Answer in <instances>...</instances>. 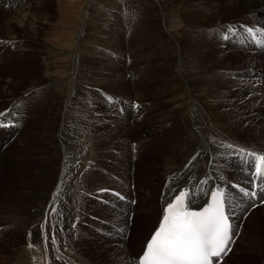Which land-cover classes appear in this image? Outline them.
<instances>
[{"label":"rangeland","instance_id":"1","mask_svg":"<svg viewBox=\"0 0 264 264\" xmlns=\"http://www.w3.org/2000/svg\"><path fill=\"white\" fill-rule=\"evenodd\" d=\"M37 1L0 0V5L4 13L11 14V6L31 2L36 4ZM233 2L166 0L164 6L162 3L160 5V0H41L29 9L34 18L35 15L42 17L36 23L35 35L45 39L43 42H23L27 46L24 51L19 52L17 58L15 56L0 71V110L9 101L8 94L16 97L32 83H45L51 73L50 80L53 83L48 92L43 86H39L37 91L26 92L17 107L5 109L8 118H0V122L7 125L5 130L8 132L0 129V137L8 141L9 146L11 144L9 152L0 162V168L4 166L6 170L18 171L16 175L3 172L0 183L10 193L14 190L21 192V184L27 183L35 175V179L42 178L44 187L43 191L35 187V202L24 207L9 204L10 196L9 200L0 196V264H24L20 257L26 251L30 252L27 254L28 264H45L40 251V239L45 226L41 233L38 232L37 214L43 211L41 215L45 221V211L51 206L47 203L52 200L61 201L57 206L58 214L54 216L61 234H65L76 216L81 217L83 224L74 225L77 234L68 231L66 235L75 245H81V238H88V226L97 230L98 235L94 240L123 244L124 239L130 237L131 226L124 232L119 230L123 228L122 225H112L115 224L113 220L122 223V219L128 218L132 224L136 216L145 215L143 208L150 207L148 214L151 227L146 235L143 234L138 243L124 245V248L128 246L126 254L129 250L125 261L135 264L133 257L138 256L142 244L157 223L160 204L156 205L155 202L160 184L163 185V177H160V183L156 181L153 185L154 197L150 202L139 205L133 200L145 183L149 184L147 177H151L146 168L149 161L143 157V152L151 137L162 135L163 130L176 120L178 112L173 109L174 104L186 90L192 96H197L190 100L200 113H206V120L202 119L201 123L214 136L215 142L220 140L226 146L233 142L237 148L264 150V114L261 113L264 112V58L245 54L250 43L244 37L249 35L248 28L264 29V6L252 0L251 8L246 11L228 15L227 11L223 12L226 18L222 19L221 25L205 22L208 15L217 17L220 6ZM239 2L244 3L246 0ZM5 17L0 15V21H6ZM166 18L169 27L162 23ZM239 25H244L235 34L240 36L239 42L228 43V37L223 43L221 38L227 35L224 31L229 26L235 29ZM3 30L5 28L0 30V34H4ZM74 43L76 55L73 57V67L65 73V67L68 69L72 63L66 58L72 55ZM42 47L47 50L44 54L47 53V59L50 57V63L42 59ZM230 52L256 57L258 60L250 65L244 62L248 61L246 58L237 63L228 60L220 63L223 56ZM177 63L178 73L174 66ZM45 67L51 71L45 72ZM66 86L72 87L68 98ZM56 98H59L60 106L54 101ZM210 110L214 112L210 113ZM47 125L53 126L52 133L48 131ZM77 128H81V132ZM20 130L23 132L20 133ZM172 130H177L175 123L172 129L169 128L173 134ZM215 144L218 145L217 142ZM192 146L188 145L186 152ZM61 154L69 160L64 167L59 160ZM229 155L233 159L237 157L236 152L229 151L227 147L223 153L214 155L213 164L209 167L213 169L214 175H218L215 165L227 162L229 165H222L226 166L223 172L228 176H222L221 180L224 181L225 189L229 190L231 187L228 184L231 183L234 190L239 191L242 184L240 180L246 176L239 172L238 164L229 159ZM79 157L80 161L77 162ZM162 163L160 160L158 165ZM156 168L155 160L151 169ZM249 168L250 164L241 165V170ZM126 183L128 187L124 186ZM55 184H60L56 194V188L53 189ZM103 187L118 190L117 194L123 193L130 202L121 201L105 192L93 199L95 191ZM39 199L43 200L41 205L35 206ZM106 201H112V205L104 206ZM21 202L22 199L19 200ZM263 202V208L246 225L250 209L248 212L246 209L243 218L233 216L241 221L238 222L241 223L238 237L229 251L231 256L235 252L232 258L221 264H264ZM118 203L130 208L136 206L139 211L136 213L133 208L132 212H127L120 209L124 206ZM241 204L246 205L243 200ZM241 204L240 214L245 212ZM43 206H46L45 209ZM86 214L94 215L97 220L87 219ZM255 223H259L260 227L256 228ZM119 234L123 235L119 236L122 240H118V237L115 241L114 238ZM30 238H39L36 252L25 242ZM135 246L138 253L134 255L131 251L137 249L133 248ZM69 252L63 251L64 254ZM82 261L86 262V259ZM82 261L78 260L77 264H83ZM62 263L63 260L57 257L56 264Z\"/></svg>","mask_w":264,"mask_h":264},{"label":"bare ground","instance_id":"2","mask_svg":"<svg viewBox=\"0 0 264 264\" xmlns=\"http://www.w3.org/2000/svg\"><path fill=\"white\" fill-rule=\"evenodd\" d=\"M215 1H217V0H215ZM233 1L234 2L229 4V5L226 4L227 6L222 5L223 6L222 7V6L219 5L220 6V10H217V12H218V13H216L217 17H213L214 14L208 15L207 18L205 19V22L206 23H212V24L214 23L216 25H218V24L221 25L223 23V21H224L222 19L226 18V17H223V14H222L223 12L227 11L226 14L228 15L229 13L230 14L231 13L234 14V13H237V11L242 12V11H246L248 8H251L250 5L252 4V0H246V2H244V3L239 2V0H233ZM255 1L259 2L260 6H264V0H255ZM40 2H41V0H38L36 2V4H35V2H31L30 4H27V5L25 4V5H22V6L21 5L11 6V9H10L11 10L10 11L11 14L4 13L3 12L4 8L0 5V8H2V9H0L1 10L0 11V15H4V16H6L5 18H7L6 21L5 20L0 21V27L5 28V30L2 31V33H4V34H0V71L3 70L5 68V66L9 62H12L13 58H15V56L17 58V55L19 54V52L24 51V47L26 45L22 44L23 42H25L27 40H29V41L35 40L37 42H39V41L43 42L44 41L45 38L39 39L35 35L36 23L38 22V19H41L42 17H40L39 15H35V18H34L32 16L33 13L29 12V9L33 8L35 5H38ZM161 3H162V5L166 6V0H160V5H161ZM200 4H202V3H200ZM200 4H198V5H200ZM31 5H33V6H31ZM192 5H191V7H192ZM204 5H208V4L205 3ZM193 6H195V5H193ZM221 7L223 9H221ZM212 18H213V20H212ZM227 18H228V16H227ZM240 22H242V21H240ZM162 23H164V26H168V27L170 26V23L167 22V18ZM2 29H0V30H2ZM199 30H201V29H199ZM193 33H194V30H193ZM31 43H33V42H31ZM76 43H74L75 45H73L72 55L66 58V59L70 60V62H72V63H70L68 69H67V67H65V71H64L65 73H67V71H70L71 68L73 67V62H74L73 57L76 55V48H75L76 47ZM249 43L250 44L247 47L248 48L247 49L248 52L245 53V54L252 55V56L253 55H258L259 57L264 58V48L258 46L257 49H255L254 48L255 43H254L252 38H251V41H250V38H249ZM29 46H30V48L32 47L31 45H29ZM258 48H261V49L259 50ZM42 50H43L42 51L43 52L42 59L44 61H47L48 63H50L51 62V60H49L50 57H48L49 59H47L46 58V54L47 53L44 54V51H47V50H45V48H43V47H42ZM257 51H259V52H257ZM213 54H211V55H213ZM221 54H220V56H221ZM220 56H218V57H220ZM243 58H246L248 60V61H246V60L244 61V62H248L249 63L248 65H250V64H252V63H254V62H256L258 60V59H256V57L253 58V57H250V56H247V55H244V54H239V53H236V52L235 53L230 52L228 54H225V56H223V58L221 59L220 63L221 62L226 63L227 60L230 61V62L237 63L238 60L243 59ZM251 59H253L254 61H249ZM207 60H208V58H207ZM200 61H202V60H200ZM239 62H238V64H239ZM244 62H243V64H244ZM260 64H261V62H260ZM176 65H178V63L174 64L175 69L177 70L178 68L176 67ZM252 67H253V65H252ZM47 71H51V69L49 67H47V68L45 67V72H47ZM177 73H178V70H177ZM51 74L47 76V80H46L45 83L44 82L32 83V85L27 90H25V92L21 93L20 95H18L16 97H12V95L8 94V97H9L8 100L9 101L7 102L6 106L3 108L4 110L3 109L0 110V111H3V112H0V117L8 118V116H6L7 108L9 107V109H11L13 106L17 107L19 105L18 103L21 101L20 98L22 96H24V94H26V92L34 91V90L37 91V90H39L38 89L39 86H43V89H45L48 92V89H50V87H51V83H53L50 80ZM209 76H211V75H209ZM4 84H5V82H3V85ZM65 88H66V91L68 92V94L66 95L67 98H68L72 87L71 86H66ZM184 97H187V98H184ZM193 97L196 98L197 96L196 95L192 96V94L189 91L186 90L184 95H183V97H180L179 99L176 100L177 103L174 104L175 106L173 108L175 111L178 112L176 120L174 122H171V124L169 125V127L167 129L163 130V134L162 135H160V136L157 135L158 137L157 136L151 137L150 141H148V143L146 145L145 152H143V157L144 158L146 157L147 162L149 161V164L146 165L147 166L146 168H147L148 172L150 173L151 177H149V176L147 177V179L149 181V184L145 183V185L137 193V197L135 198V201L137 203H139V205H143V204H145L148 201L150 202V200L153 199V197H154V194H153V190H154L153 187L154 186L153 185L156 183V181H157V183L159 182V178L160 177H163V182L161 181V183H163V185L160 184V188L158 190L157 198H156L157 201L155 202L156 205L158 203L160 204V212H159L157 223L160 221V218H161V215L163 213V208H164L165 204L170 202L173 199V197L175 195H177L181 190L188 189L189 188L188 187L189 183H192L193 185H195L197 183V179H198L199 175L202 174L201 178L203 179L205 177V175H206L205 173L207 172V170L209 172H211V173L213 172V169H211L210 167L207 168L206 165L209 162V157H211L213 154H215L217 152V150L219 149V146L217 144H215L217 141L215 142L216 139L214 138V136L212 134L208 133V131H207L208 129H206L202 125L201 120L202 119L206 120V116L207 115H206V113L205 114H203L202 112L200 113L198 108H194V107H196V105L190 100V98H193ZM53 98H54V96H53ZM182 99H187V101L182 100ZM54 101L57 102L58 105L60 106L59 98L54 99ZM65 101L66 100H64V102ZM166 106H168V105H166ZM213 110H210L211 111L210 113H213L214 112ZM261 113L264 114L263 111H261ZM166 115H168V114H166ZM208 118H210V117L208 116ZM209 121H210V119L208 120V122ZM2 122H3V120H2ZM174 123L176 124L177 130H172L173 131V134H172L171 131L169 132V128L172 129V124H174ZM210 124H211V121H210ZM83 125L85 126V124H83ZM88 125L90 126V124H88ZM75 126L76 125H74V127ZM77 127H78V125H77ZM47 129H48V131L50 133L53 132V130H52L53 126L52 125H47ZM79 129H81V128H79ZM79 129L77 128V131ZM1 130H3L5 133H8L5 129H1ZM81 130H79V131L81 132ZM85 131L86 130H84V132ZM21 132H23V130L22 131L20 130V133ZM92 134H93V132H92ZM78 135L77 136L80 137V133ZM78 137H76V138H78ZM17 139H18V137H17ZM71 139H69V140H71ZM75 139H73V140H75ZM6 142H7V144L5 145ZM16 143H19V142H16ZM191 144H193L192 149L189 148L190 151L186 152L187 148H188V145L191 146ZM7 145H8V141H4L2 139V137H0V162L3 161L4 157L7 155V153L9 152V149L11 148V144H10V146L9 145L7 146ZM80 145H82V144H80ZM18 148H21V146H19ZM138 157H140V156H138ZM52 158L53 157L51 156V159ZM137 159H139V158H137ZM59 160H60V163H61L62 167L66 166L68 164V161H69L66 158V156L63 155V154L60 155ZM155 160H156L157 168H156V170H152L151 168H152V165H153ZM160 160L163 161L161 166L158 165ZM79 161H80V157L77 159V162H79ZM45 164H46V162H45ZM251 167H252V164L250 163V168L249 169H251ZM5 168L6 167H4V166L2 168H0V175H2L3 172L9 173L10 175H16L17 172H18L17 170H9V169L6 170ZM225 168H226V166L221 164L219 168L216 167L215 169H216V171H221L222 169H225ZM25 169H26V167H25ZM244 169H248V167H245ZM28 172H30V171H28ZM44 174H46V172H44ZM194 174L197 175V176H195V177H197L196 179L193 177ZM175 175L177 176L178 180L175 179ZM41 180H42V178L35 179V175H34L32 177V179H30L27 183H22L21 184V189H23L21 192H19L18 190H14L15 192L13 191L11 193L9 191H7L6 189L4 190V187H3L2 183H0V196L3 195L2 197L6 198L8 200H9V196H10L11 202H9V204H11L12 206L24 207V206H27L28 204L33 205V203L35 202V197L33 196V195H35V187H38L40 189L39 191H43L42 188L44 187V185L41 183ZM165 181H166V183H165ZM258 183L259 182H258L257 178H254V181H253L254 188L260 189L259 187L255 186ZM163 186L165 187V191H164V195L162 196L163 199L161 200L160 199V194H161V191L163 189ZM55 188H57V184L54 185L53 189H55ZM190 190L192 192L191 207H193V205H195V206L201 205L206 199V193H200L199 191H196V189H194L192 187L190 188ZM260 194H261V196H259L257 198H251V201L255 202L256 205L253 206L250 209L251 211L249 210L250 212L248 214L247 220H245V225L247 223L251 222L253 217L257 215L258 211H260V209L263 208L262 207L263 206L262 205L263 200L260 199V198L264 197V192H262L260 190ZM13 198H17V200H14ZM20 199H22L21 204L19 203ZM40 200L41 199L37 200V204L36 205L34 204V205L35 206L41 205V202L43 200L42 201H40ZM159 200H161V201H159ZM51 203H52L51 201H48V203H47L48 206L51 205ZM244 203L246 205L241 204V208H243L245 210V212H246V209H247V212H248L250 204H248L246 202H244ZM118 204L123 205L124 208H120V209L126 210L127 212H132L133 208H134V211L136 213H138V211H139V208H137L136 206H135L136 208L135 207L130 208V207L126 206L125 204H122V203H118ZM11 205H10V207H11ZM45 207H44V209H45ZM143 210H144L145 215L143 214L141 216H136L135 219L132 221V224H131V222H129L128 218L127 219H122V221H123V222L121 221L122 223H120L119 221H116V219L113 220V222L115 224L111 223L114 226H116L117 224L122 225L123 228H120L119 230H123L124 232L127 230V228H129L131 226V230L129 231L130 237L128 238V235H129V233H128V235H127L128 239H124L125 241H124L123 244L115 243V242L110 244L109 242H100V241L94 240L97 237V235H98L97 230H96V228L88 226L87 229H86L87 230L86 234H87L88 238L87 237H85L86 239L81 238V240H80L81 242L79 243L81 245H75L74 243L70 242L69 238L66 236L67 232L70 231V230L67 229L65 234H61L60 231L55 229L54 232H53V235L56 238L58 251H57V253L50 254L49 255V260L47 259V262L49 264H56V258L58 257L59 260H61V259L63 260L62 264H77L78 263L77 261L78 260L82 261L83 258L86 259V262L82 261L83 264H131L130 261L129 262L125 261V260H127V258H128L127 254L129 253V250H128L127 254H126V248L128 246L126 248H124L125 247L124 246L125 243H126V245H130V244H133V243H138V241L141 240L142 235L143 234L146 235V231L149 230L150 227H151V225H150L151 223H149V214H148L151 209H150V207H148L146 209L143 208ZM41 213H43V211H40L37 214V223H38V226L40 227V230L38 232H40V233L43 231V228H44L43 214L41 215ZM157 223H156V225H158ZM99 225L100 224H98V226ZM156 225H155V227H156ZM255 226H256V228H259L260 224L259 223H255ZM154 228L152 229V231L147 236L146 241L148 240L149 236L153 232ZM10 229L12 230L13 228H10ZM113 231L115 232V227L113 228ZM14 233H16V232H14ZM242 235H243V233H242ZM119 236L123 237V235L119 234L117 237L114 238L115 241H116V238H118ZM237 237H238V235H237ZM239 238H241V237H239ZM118 240H122V238L119 237ZM37 241L40 242L39 238L38 239L30 238V239L26 240L25 242L28 245H32L31 247H32V249H34V247L36 245L35 243ZM63 241H64V244L61 245L60 243L63 242ZM146 241H144V244L141 247V250H140L139 253H138V248L136 246L133 247V248H137V249H132L131 252L134 255L138 253V256H139V254L143 250V247H144ZM233 244L234 243L231 244V248H232ZM251 244L252 243H250V245ZM134 245H136V244H134ZM65 250L70 251V252L68 254H64L63 251H65ZM71 250H73V254H71ZM231 252H233V251H231ZM234 252H233V254H234ZM28 253H30V252L26 251L20 257V261L24 262V264H28L29 263L28 260H27V254ZM3 254H5V253H3ZM84 254L86 255V257L84 256ZM233 254H232V256H231L230 252L228 254H226L223 257V260H222L221 263H224L226 259L232 258ZM60 255L63 256V257H66V258H63ZM126 255H127V257L125 258ZM80 257L82 259H80ZM0 258H2V256H0ZM18 258L19 257H17V259ZM17 263H18V261H17ZM31 264H33V263H31ZM135 264H138V259L136 260Z\"/></svg>","mask_w":264,"mask_h":264},{"label":"snow or ice","instance_id":"3","mask_svg":"<svg viewBox=\"0 0 264 264\" xmlns=\"http://www.w3.org/2000/svg\"><path fill=\"white\" fill-rule=\"evenodd\" d=\"M229 31L235 29L229 26ZM247 32L257 46L264 48V29L248 28ZM246 155L252 158V169L259 181L255 186L264 192V154L248 152ZM243 193L257 198L255 191L243 190ZM191 196L190 189L181 190L167 203L138 264H214L213 258H217L216 264H221L234 243L226 193L217 187L200 210L191 209ZM260 199L264 200V197ZM52 242H56L54 235Z\"/></svg>","mask_w":264,"mask_h":264}]
</instances>
